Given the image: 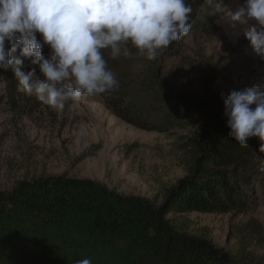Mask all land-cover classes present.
<instances>
[{
	"label": "rangeland",
	"instance_id": "1",
	"mask_svg": "<svg viewBox=\"0 0 264 264\" xmlns=\"http://www.w3.org/2000/svg\"><path fill=\"white\" fill-rule=\"evenodd\" d=\"M215 3L235 11L243 0ZM214 10L212 6L213 23L207 32L190 31L179 46L173 42L155 61L136 51L122 55L126 65L116 78L125 100L142 116L165 120L162 134L125 124L106 110L100 95L53 109L35 95L18 91L11 70H0V193L23 181L61 177L161 205L165 192L188 176L186 164L193 154L188 143L204 127L201 115L183 117L167 99L192 97L204 110L220 113L231 91L264 85V61L252 51L242 26H233ZM48 52L45 46V55ZM259 180L264 183V172ZM260 181L250 183L254 204L244 213H194L168 219L179 232L222 249L236 264H264ZM135 237L137 247L146 242L143 236Z\"/></svg>",
	"mask_w": 264,
	"mask_h": 264
},
{
	"label": "trees",
	"instance_id": "2",
	"mask_svg": "<svg viewBox=\"0 0 264 264\" xmlns=\"http://www.w3.org/2000/svg\"><path fill=\"white\" fill-rule=\"evenodd\" d=\"M189 3L190 31L207 32L213 23L212 6L206 0ZM104 58L115 77L126 65L122 55L111 59L108 50ZM24 64L27 70L35 67L29 59ZM100 97L106 110L125 124L145 132L166 131L165 120L142 116L125 100L120 82L118 89ZM169 99L168 106L181 116L201 115L204 127L188 143L193 150L186 164L188 176L165 192L161 205L118 196L88 181L58 177L20 182L0 193V264H77L85 258L92 264H236L222 249L176 230L168 217L251 209L250 183L259 182L264 172L260 142L252 137L241 147L228 136L224 112L204 110L192 97ZM136 235L146 238L140 247L134 245Z\"/></svg>",
	"mask_w": 264,
	"mask_h": 264
},
{
	"label": "clouds",
	"instance_id": "3",
	"mask_svg": "<svg viewBox=\"0 0 264 264\" xmlns=\"http://www.w3.org/2000/svg\"><path fill=\"white\" fill-rule=\"evenodd\" d=\"M206 3L233 26H242L252 51L264 61V0H243L235 11L215 0ZM192 12L189 0H0V70L11 69L18 91L63 109L67 101L119 88L104 50L117 59L128 56L131 45L155 61L190 33ZM24 59L35 67L23 71ZM223 106L228 136L241 147L256 137L264 152V85L231 91Z\"/></svg>",
	"mask_w": 264,
	"mask_h": 264
}]
</instances>
